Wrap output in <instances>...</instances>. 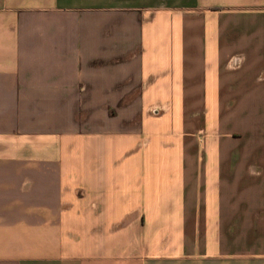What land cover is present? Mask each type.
I'll use <instances>...</instances> for the list:
<instances>
[{
  "label": "crops",
  "instance_id": "obj_1",
  "mask_svg": "<svg viewBox=\"0 0 264 264\" xmlns=\"http://www.w3.org/2000/svg\"><path fill=\"white\" fill-rule=\"evenodd\" d=\"M0 264H264V0H0Z\"/></svg>",
  "mask_w": 264,
  "mask_h": 264
},
{
  "label": "rangeland",
  "instance_id": "obj_2",
  "mask_svg": "<svg viewBox=\"0 0 264 264\" xmlns=\"http://www.w3.org/2000/svg\"><path fill=\"white\" fill-rule=\"evenodd\" d=\"M128 100H121V102H126ZM145 107L148 109H145ZM144 109L142 110L141 113H136L131 117V120L129 121L130 123H132L134 125L135 128H138L140 125H142L143 120L145 117H153L158 115V111L160 109L159 103L157 102V100L153 101L151 104L145 106ZM110 115H114L116 113L115 108H110ZM155 139H152V142ZM157 141V140H156ZM156 141L151 145V148L146 147L145 151L150 153H155V151L157 150V143Z\"/></svg>",
  "mask_w": 264,
  "mask_h": 264
}]
</instances>
